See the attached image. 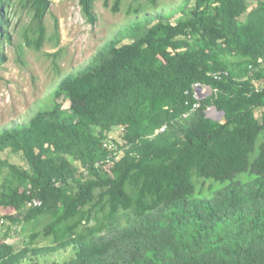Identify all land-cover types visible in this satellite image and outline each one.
Wrapping results in <instances>:
<instances>
[{
    "label": "trees",
    "instance_id": "obj_1",
    "mask_svg": "<svg viewBox=\"0 0 264 264\" xmlns=\"http://www.w3.org/2000/svg\"><path fill=\"white\" fill-rule=\"evenodd\" d=\"M50 4L0 0V62L11 13L40 50ZM80 4L94 24L95 0ZM248 9L186 0L150 26L141 17L127 27L132 42L115 37L27 123L0 132V220L11 222L0 264L69 247L77 255L64 264H264V2ZM197 84L213 95L199 101ZM211 105L224 121L207 115ZM119 126L122 142L110 137ZM42 216L52 244L33 246L40 232L21 249L7 241Z\"/></svg>",
    "mask_w": 264,
    "mask_h": 264
},
{
    "label": "rangeland",
    "instance_id": "obj_2",
    "mask_svg": "<svg viewBox=\"0 0 264 264\" xmlns=\"http://www.w3.org/2000/svg\"><path fill=\"white\" fill-rule=\"evenodd\" d=\"M50 1V9L44 19L47 28L46 39L40 50L27 46L23 35L24 27L18 26L20 21L17 16H12V13L9 16L8 31L12 41H5L1 45L4 58L0 62V132L27 123L38 110L39 103L45 100L63 78L86 66L98 51L115 37L123 38V43L132 42L133 36L129 35L127 27L135 20L142 17L141 21L146 23L145 26H150L157 23L161 15L174 12L186 3V0H157V8L149 9L153 6L148 0H138L134 3L127 0L128 3H123L121 9L114 12V0H95L94 11L97 20L93 24L84 16L80 0ZM262 2L264 0H248V11L259 7ZM139 5L145 8V11L137 14L134 12L135 6ZM181 14L180 11L176 12L170 20L176 22ZM246 16L247 13L242 19ZM31 19L30 15H24L21 26L28 27ZM213 93V88L207 85L200 84L194 88V94L199 101L210 98ZM59 102L64 109L71 106L70 99L63 97ZM206 113L209 117L224 121L222 113L214 105L209 106ZM124 131L123 127H116L110 137L122 142ZM10 159L20 166L27 167L20 155H11ZM49 221V216H42L30 223L14 225V232L7 241L21 249L33 233L40 232L33 241V246L50 245L53 243L52 236L45 237L43 233ZM10 224L7 219L0 220L1 239L5 238L7 225ZM76 255L74 247L57 252L30 253L21 264H64Z\"/></svg>",
    "mask_w": 264,
    "mask_h": 264
},
{
    "label": "built area",
    "instance_id": "obj_3",
    "mask_svg": "<svg viewBox=\"0 0 264 264\" xmlns=\"http://www.w3.org/2000/svg\"><path fill=\"white\" fill-rule=\"evenodd\" d=\"M197 85H200V84H197ZM165 128H162L161 129V131H163ZM42 204V202H41V200H39V199H33V201H30V203H29V206L30 205H35V206H37V205H41Z\"/></svg>",
    "mask_w": 264,
    "mask_h": 264
}]
</instances>
